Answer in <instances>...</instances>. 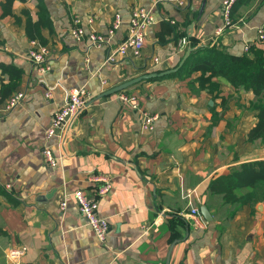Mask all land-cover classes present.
Instances as JSON below:
<instances>
[{
  "label": "crops",
  "instance_id": "1",
  "mask_svg": "<svg viewBox=\"0 0 264 264\" xmlns=\"http://www.w3.org/2000/svg\"><path fill=\"white\" fill-rule=\"evenodd\" d=\"M222 2L186 0L178 7L169 0H14L5 7L0 0V264L20 246L27 249L22 264H264V203L244 205L229 217L234 207L208 193L211 181L264 160V149L254 147L263 143L246 142L258 122L249 109L256 101L252 92L219 79L212 93L195 73L145 79L112 93L177 68L190 39L192 51L217 46L235 56L261 46L264 0L235 10V27L218 37ZM137 7L156 19L145 30L141 56L106 63L109 51L89 47L86 34L106 35L120 14L122 25L111 38L116 47ZM80 26L85 36L77 40L71 31ZM177 33L185 37L176 41ZM34 47L47 50L49 71L40 72L28 58ZM76 89L87 91L86 106L60 137L47 140L53 116ZM18 92L24 100L7 111ZM120 95L134 97L138 109ZM145 114L159 117L153 131L142 127ZM45 148L56 167L46 163ZM100 176L113 183L98 199L109 223L104 243L73 197L78 190L93 196L98 184L92 179ZM203 205L212 222L202 217Z\"/></svg>",
  "mask_w": 264,
  "mask_h": 264
},
{
  "label": "built area",
  "instance_id": "2",
  "mask_svg": "<svg viewBox=\"0 0 264 264\" xmlns=\"http://www.w3.org/2000/svg\"><path fill=\"white\" fill-rule=\"evenodd\" d=\"M178 7H184L186 0H169ZM238 0H223L221 14L223 18V25L217 29L216 35L222 36L226 30L235 27V23L232 18L233 8ZM76 26L81 24V19L76 18ZM92 19H89V23H92ZM122 17L120 14H116L114 21L109 28L106 35L97 34L95 31H91L86 34L87 44L89 47L104 48L109 51V55L106 59V63H113L117 56L138 58L141 56L145 47V30L156 23V19L150 9L144 7H137L132 10L129 20L128 35L125 40L119 43L116 47L112 46L111 38L115 32L122 25ZM72 34L77 40H82L85 36L83 28L75 27L72 29ZM258 42H264V24L258 30ZM183 44H188L184 39ZM249 46H246L245 52L249 50ZM30 61L37 67L40 72H47L51 68L48 64L47 50L45 48L34 47L28 55ZM156 62L158 60L156 59ZM87 91L85 89H76L69 93L66 103L59 109L51 120V124L46 131V139L50 140L55 137H60L63 133L67 123L74 117H76L80 111L87 104ZM25 95L21 92L15 93L7 102L6 110H14L24 100ZM119 100L122 103H129L133 109H138V104L134 97H128L126 95H120ZM158 115L145 114L142 120V127L145 130L153 131L155 129ZM43 156L46 163L50 167H56L58 160L55 157L51 149L45 148L43 150ZM92 181L98 186L95 189L93 196L78 190L74 192L73 197L81 215L87 222V225L91 227L95 237L104 243L107 239L109 232V223L107 219L99 214V200L101 197L107 195L113 187V183L110 177L100 176L92 179ZM67 203L64 201L60 204V209L65 210ZM192 213L196 215L198 210H193ZM27 249L25 246L15 247L10 249L7 253V264H22L23 257L26 254Z\"/></svg>",
  "mask_w": 264,
  "mask_h": 264
},
{
  "label": "trees",
  "instance_id": "3",
  "mask_svg": "<svg viewBox=\"0 0 264 264\" xmlns=\"http://www.w3.org/2000/svg\"><path fill=\"white\" fill-rule=\"evenodd\" d=\"M254 1L238 0L233 8L232 18L235 10L242 6H248ZM13 2L14 0H6L4 6L11 7ZM43 8L40 5L42 13ZM9 12L10 10H8ZM40 20L45 21L43 14L40 15ZM37 25L40 26V23L38 22ZM171 30L175 31L174 28ZM183 37H185L184 34L177 33L176 41L182 40ZM189 41L190 48H195L194 40L190 39ZM260 44L261 46H251L247 52L240 56L230 55L217 46L194 49L182 68L176 73L150 80L200 73L197 79L200 87L207 88L212 93L218 88L217 80L219 79L227 81L236 91L243 89L252 92L256 101L251 103L249 109L257 112L258 122L247 134L246 142L250 144L264 143V42ZM16 79L18 80L19 77ZM208 193L210 196H222L224 206L234 207L235 210L229 217H232L244 205L255 206L259 202L264 203V160L243 164L240 171L211 181Z\"/></svg>",
  "mask_w": 264,
  "mask_h": 264
},
{
  "label": "water",
  "instance_id": "4",
  "mask_svg": "<svg viewBox=\"0 0 264 264\" xmlns=\"http://www.w3.org/2000/svg\"><path fill=\"white\" fill-rule=\"evenodd\" d=\"M192 51L191 48L188 49L185 57L182 59V61L180 62L179 66L173 70H170V71H167V72H164V73H160V74H150V75H145L143 77H140V78H137L129 83H126L122 86H120L119 88L115 89L114 91H112V93L114 92H117V91H120L122 89H125L127 88L128 86H131L135 83H138L142 80H145V79H150V78H156V77H163L165 75H169V74H172V73H175L177 72L180 68H182V66L184 65V63L186 62L187 58L189 57L190 55V52ZM200 213L202 215V217L207 221V222H212L213 221V218H212V214L210 212V210L208 209L207 206L203 205L200 209Z\"/></svg>",
  "mask_w": 264,
  "mask_h": 264
},
{
  "label": "rangeland",
  "instance_id": "5",
  "mask_svg": "<svg viewBox=\"0 0 264 264\" xmlns=\"http://www.w3.org/2000/svg\"><path fill=\"white\" fill-rule=\"evenodd\" d=\"M255 148L256 147H259V148H261V149H264V143L261 145V144H256L255 146H254Z\"/></svg>",
  "mask_w": 264,
  "mask_h": 264
}]
</instances>
